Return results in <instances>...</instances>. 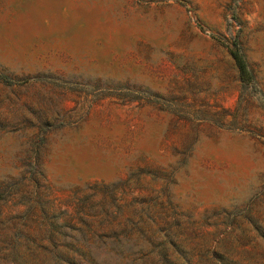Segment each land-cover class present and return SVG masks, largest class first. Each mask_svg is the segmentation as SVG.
I'll return each instance as SVG.
<instances>
[{"label": "rangeland", "instance_id": "obj_1", "mask_svg": "<svg viewBox=\"0 0 264 264\" xmlns=\"http://www.w3.org/2000/svg\"><path fill=\"white\" fill-rule=\"evenodd\" d=\"M0 264H264V0H0Z\"/></svg>", "mask_w": 264, "mask_h": 264}, {"label": "trees", "instance_id": "obj_2", "mask_svg": "<svg viewBox=\"0 0 264 264\" xmlns=\"http://www.w3.org/2000/svg\"><path fill=\"white\" fill-rule=\"evenodd\" d=\"M234 46H237V44H234ZM229 52L240 71L241 78L250 79L251 73L248 69L247 61L244 55L239 51V49H230Z\"/></svg>", "mask_w": 264, "mask_h": 264}]
</instances>
